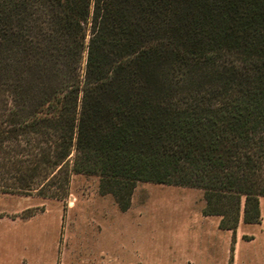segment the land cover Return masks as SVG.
I'll return each mask as SVG.
<instances>
[{
  "label": "trees",
  "instance_id": "obj_1",
  "mask_svg": "<svg viewBox=\"0 0 264 264\" xmlns=\"http://www.w3.org/2000/svg\"><path fill=\"white\" fill-rule=\"evenodd\" d=\"M73 175L260 224L264 0H0V193L64 201Z\"/></svg>",
  "mask_w": 264,
  "mask_h": 264
},
{
  "label": "rangeland",
  "instance_id": "obj_2",
  "mask_svg": "<svg viewBox=\"0 0 264 264\" xmlns=\"http://www.w3.org/2000/svg\"><path fill=\"white\" fill-rule=\"evenodd\" d=\"M99 183L73 175L64 201L0 193V264H264V198L234 235L202 190L142 182L122 211Z\"/></svg>",
  "mask_w": 264,
  "mask_h": 264
}]
</instances>
